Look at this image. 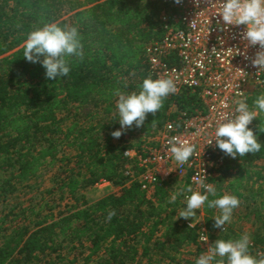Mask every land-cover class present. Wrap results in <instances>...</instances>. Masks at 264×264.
<instances>
[{"label": "trees", "instance_id": "1", "mask_svg": "<svg viewBox=\"0 0 264 264\" xmlns=\"http://www.w3.org/2000/svg\"><path fill=\"white\" fill-rule=\"evenodd\" d=\"M162 8L161 0H0V197L14 192L18 181L51 168L57 185L48 193L70 199L59 213L43 201L21 208L11 220L2 217L0 264H57L50 259L60 262L63 251L80 248L83 264H195L206 251L198 241L200 225L190 227L178 217L183 195L169 203L175 192L190 186L189 179H166L149 194L126 174L124 154L145 141L153 145L149 138L168 121L180 125V115L203 111L198 93L184 88L168 96L157 113H149L144 126L125 130L119 139L111 134L120 129L114 121L116 92L139 91L143 79L155 78L146 48L166 35ZM50 21L79 24L84 45L83 58H72L69 76L54 80L23 57L25 34ZM261 91L264 82L249 92L248 103ZM63 112L73 117L67 127ZM102 114L112 115L109 123L100 121ZM259 120L250 127L264 143L258 127L264 126V115ZM135 134L136 141L131 140ZM219 151L223 162L211 177L218 195L251 202L252 214L264 222V147L235 159ZM103 180L118 190L89 201L84 191ZM110 212L115 213L111 219ZM203 212L211 244L243 234L234 222L222 233L212 219L216 209L205 206ZM247 217L240 215L238 221ZM190 246L196 249L186 254ZM259 251L264 255V233L251 240L250 252Z\"/></svg>", "mask_w": 264, "mask_h": 264}, {"label": "built area", "instance_id": "2", "mask_svg": "<svg viewBox=\"0 0 264 264\" xmlns=\"http://www.w3.org/2000/svg\"><path fill=\"white\" fill-rule=\"evenodd\" d=\"M161 1L160 19L167 32L163 39L147 45L150 73L155 78L174 79L178 92L188 88L198 93L203 111L190 117L180 115V125L168 121L162 131L149 138L153 145L145 141L141 148H126L124 154L129 161L126 174L131 180L141 182L149 194L155 184L169 178H188L194 190L202 191L200 182L212 184L211 177L223 162L215 143L207 145L214 139L220 117L232 111L235 99L247 97L254 87L264 82V71L258 73L259 69L252 66L251 60L240 54L245 47L242 39L245 25H234L226 31L216 27L219 17L212 15V5L219 0H182L179 4L175 0ZM213 49H217L215 53ZM258 50V46L249 47L248 56L254 57ZM174 136L196 146L190 163L178 165L167 152V142ZM136 167L142 172L136 174ZM99 184L115 187L107 180ZM195 224L200 225L198 241L207 251L210 239L207 242L200 239L208 235L204 220ZM257 255H263V251Z\"/></svg>", "mask_w": 264, "mask_h": 264}, {"label": "clouds", "instance_id": "3", "mask_svg": "<svg viewBox=\"0 0 264 264\" xmlns=\"http://www.w3.org/2000/svg\"><path fill=\"white\" fill-rule=\"evenodd\" d=\"M177 4L182 0H175ZM213 14L219 19L216 27L226 31L231 26L245 25L243 34L245 47L242 55L251 60L253 67L264 71V0H219L212 5ZM222 20V24H221ZM223 43V41H221ZM254 57L248 56V48H256ZM217 49H213L215 53ZM84 56V45L79 24H60L59 22H41L25 34L23 44V57L31 63H38L45 69L46 78L54 80L57 77H68L71 71L72 58L80 59ZM178 92L177 85L171 77L148 76L143 79L139 91L116 92V119L120 129L111 134L119 139L124 131L144 126L149 113L155 114L163 107L164 100ZM234 108L227 115H222L214 131V139L207 145H215L226 155L235 159L243 158L249 153L259 152L264 143L260 142L259 134L250 127L254 120H259L264 115V91L256 95L251 104L248 97L241 96L234 100ZM225 107H227L225 105ZM260 121V120H259ZM259 131L264 133V126L258 125ZM167 152L178 164L190 163L196 154V146L179 137H172L167 142ZM202 191L194 190L191 186L181 188L175 192L170 204H174L178 197H184L183 208L178 209V217L195 218L197 210L207 206L209 209L219 210V215L214 216L215 227L227 231L226 225L233 219L234 211L240 206V199L236 195H218L216 187L211 183L200 182ZM212 197V198H210ZM186 205V207H185ZM115 215L109 213V219ZM193 223L190 225V227ZM207 242L208 235L200 237ZM251 238L242 234L238 239H217L207 251L201 254L195 264H264V255H253L250 252Z\"/></svg>", "mask_w": 264, "mask_h": 264}, {"label": "rangeland", "instance_id": "4", "mask_svg": "<svg viewBox=\"0 0 264 264\" xmlns=\"http://www.w3.org/2000/svg\"><path fill=\"white\" fill-rule=\"evenodd\" d=\"M61 117L64 118V127H67L72 122V116H68L66 112L61 113ZM112 115L102 114L99 119L103 123H109ZM137 139V135H133L131 140ZM62 155V153H61ZM54 169L47 168L42 171L40 176L35 179H27L24 181H18L16 183V190L10 193L7 196L0 197V219L6 215H9V220L14 218V215L20 213L21 208L28 207L31 205H39L44 202H50L51 211L59 213L66 209V205L70 203V199L67 194H61L56 192L54 194H49L48 191L55 188L56 180L54 177ZM118 190V187H113L106 184H96L93 187H90L84 191L89 201H95L100 197L115 192ZM229 194V193H228ZM251 202L241 201L240 206L234 211L232 222L235 226L244 227L245 233L250 236L252 239L256 233H264V222L259 220L252 214V208H250ZM186 207V205H185ZM183 208V207H182ZM251 212L249 213V211ZM239 213V214H238ZM243 213V214H242ZM247 214L248 217L246 216ZM197 217L185 219L187 222L196 223L200 221L199 211L197 210ZM216 215H219V210L216 209ZM242 215L244 218L238 221V217ZM205 216V214H204ZM10 225V223H8ZM209 248V246H207ZM196 248L193 246L187 247L185 253H194L193 251ZM206 250V249H205ZM84 251L79 249L76 252L63 251V259L58 262L56 256L50 259L51 262H56L57 264H83V256L80 252ZM74 259H77L76 261ZM74 261V262H72Z\"/></svg>", "mask_w": 264, "mask_h": 264}, {"label": "crops", "instance_id": "5", "mask_svg": "<svg viewBox=\"0 0 264 264\" xmlns=\"http://www.w3.org/2000/svg\"><path fill=\"white\" fill-rule=\"evenodd\" d=\"M165 171V170H164ZM228 194V193H227ZM199 211V210H198ZM239 214V213H238ZM243 214V213H242ZM199 215H200V221L201 220H204V212H203V209L200 211V213H199ZM197 223V222H196ZM195 224V223H194ZM242 231H243V234H245V230H244V227H242ZM252 240V239H251ZM195 248V247H194Z\"/></svg>", "mask_w": 264, "mask_h": 264}]
</instances>
